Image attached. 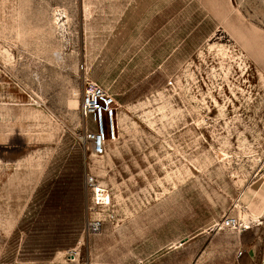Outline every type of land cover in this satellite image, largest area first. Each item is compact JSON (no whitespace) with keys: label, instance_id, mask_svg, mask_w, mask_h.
<instances>
[{"label":"rangeland","instance_id":"rangeland-1","mask_svg":"<svg viewBox=\"0 0 264 264\" xmlns=\"http://www.w3.org/2000/svg\"><path fill=\"white\" fill-rule=\"evenodd\" d=\"M85 82L117 102L102 158ZM262 182L264 0H0V264L82 236L65 264H262Z\"/></svg>","mask_w":264,"mask_h":264},{"label":"built area","instance_id":"built-area-1","mask_svg":"<svg viewBox=\"0 0 264 264\" xmlns=\"http://www.w3.org/2000/svg\"><path fill=\"white\" fill-rule=\"evenodd\" d=\"M80 112L84 118L82 141L89 148V155L102 158L107 153V146L116 140L113 131V122L117 115V102L109 91L95 83L85 82L79 101ZM88 121L91 122L92 131L88 129ZM107 129V131H106ZM94 179L85 177V185L93 187ZM90 227L92 225H89ZM238 220L229 214H225L218 225V230L239 228ZM242 252H238L237 257Z\"/></svg>","mask_w":264,"mask_h":264},{"label":"bare ground","instance_id":"bare-ground-1","mask_svg":"<svg viewBox=\"0 0 264 264\" xmlns=\"http://www.w3.org/2000/svg\"><path fill=\"white\" fill-rule=\"evenodd\" d=\"M119 128H120L119 127V117H118V113H117L116 119L113 122V131H114L115 138L118 136ZM21 187L24 188L23 182L21 183ZM93 191H94V193L97 192V197H101L102 198V201L104 202V204H106L107 206L109 205V197L105 194V191H104V195L103 194L102 195L99 194V192H101V189H99L98 187H94L93 188ZM97 200H98L97 204H99L100 199H97ZM245 218H246V215H244V218L243 219H245ZM247 218H249V216ZM256 219H258V218H256ZM243 224H244L243 226H245V225L247 226V223L244 222ZM247 228L248 227H246V229ZM85 238H86L85 236H82V238L80 239V242L77 245V247L75 249H73L72 251H68L67 254H64L63 252H58L55 255V257L53 258V260H51V263L50 264H55V263L65 264L67 261L68 262H75L76 259H77V256H78V249L80 247V244L85 241ZM64 255H66V256H64ZM262 264H264V256H263V259H262Z\"/></svg>","mask_w":264,"mask_h":264},{"label":"trees","instance_id":"trees-1","mask_svg":"<svg viewBox=\"0 0 264 264\" xmlns=\"http://www.w3.org/2000/svg\"><path fill=\"white\" fill-rule=\"evenodd\" d=\"M72 205H73L72 204V201H68V200L67 201H61L60 198H58V200H56V201L53 202L52 206H50V205L47 204L43 208L42 213L47 214L45 212L46 211H51V209H52L54 211H58L59 218L60 219H63V220H66L67 219L68 220L70 214L72 213V208H73ZM58 222L60 223V220H58ZM56 228L58 230H60L61 229V226L57 224L56 225ZM50 239H52V240H58L59 239V236H58V234L55 235V236L52 235L50 237Z\"/></svg>","mask_w":264,"mask_h":264}]
</instances>
